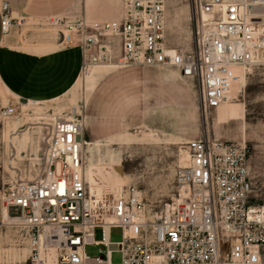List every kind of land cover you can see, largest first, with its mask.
Segmentation results:
<instances>
[{
    "label": "built area",
    "instance_id": "2783aa9c",
    "mask_svg": "<svg viewBox=\"0 0 264 264\" xmlns=\"http://www.w3.org/2000/svg\"><path fill=\"white\" fill-rule=\"evenodd\" d=\"M183 1L193 24L189 51L166 43L167 0H121V14L106 22L12 19L3 5L0 27L3 33L11 26L55 32L64 47L81 49L82 70L86 59L116 68L175 69L196 81L203 112L216 111L237 78L235 67L264 66V0ZM111 38L118 40L116 55ZM13 113L5 108L2 116ZM45 119L37 121L43 132L40 172L14 182L1 198L7 216L26 230L31 264H111L113 252L120 254L118 264H263L264 205L251 202L246 144L188 141L187 163L174 173L176 196L148 212L134 188L91 192L79 107ZM111 228L121 230L119 242L109 241ZM88 244L104 249L90 258Z\"/></svg>",
    "mask_w": 264,
    "mask_h": 264
},
{
    "label": "rangeland",
    "instance_id": "374dc122",
    "mask_svg": "<svg viewBox=\"0 0 264 264\" xmlns=\"http://www.w3.org/2000/svg\"><path fill=\"white\" fill-rule=\"evenodd\" d=\"M79 7L77 18L87 22H106L121 14V0H81ZM165 19L167 45L189 51L193 24L188 4L167 0ZM110 40L116 55L118 40ZM86 61L74 86L43 104L37 114L0 85V264H31L26 230L2 218V194L19 179L31 181L41 170L43 132L33 126L38 118L49 122L71 105L79 107L83 140L90 143L85 166L92 162L102 167V182L106 170L120 167L122 188L139 191L148 212L176 196L174 173L186 163L185 145L202 137L248 146L251 202L264 205V66L243 71L236 100L204 113L196 81L180 77L175 69L116 68L112 62ZM5 108L14 113L3 117ZM120 240L121 230L111 228L109 241ZM101 248L88 244L84 252L94 258ZM262 259L264 264V248ZM110 262L118 264L120 254L113 252Z\"/></svg>",
    "mask_w": 264,
    "mask_h": 264
},
{
    "label": "crops",
    "instance_id": "0c3cea01",
    "mask_svg": "<svg viewBox=\"0 0 264 264\" xmlns=\"http://www.w3.org/2000/svg\"><path fill=\"white\" fill-rule=\"evenodd\" d=\"M81 0H0L12 19L60 16L78 19ZM84 61L79 47L36 27H0V85L14 99L47 103L64 96L78 80ZM90 144V143H88Z\"/></svg>",
    "mask_w": 264,
    "mask_h": 264
},
{
    "label": "bare ground",
    "instance_id": "6f19581e",
    "mask_svg": "<svg viewBox=\"0 0 264 264\" xmlns=\"http://www.w3.org/2000/svg\"><path fill=\"white\" fill-rule=\"evenodd\" d=\"M234 71H235V73L237 75L236 76L237 78L231 84V86H230V88H229V90H228V92L226 94L227 100L224 102V104L236 100L238 98V93L241 90V84H242V80H243V71H244V69H242L240 67H235ZM28 104L31 105L32 112L37 114V113H40L43 110L41 108V106L43 104H45V103H37V102H32L31 103V102H28ZM222 106H220V107H222ZM45 112H48V111L46 110ZM52 116H54V115H52ZM38 124L40 125V123L35 122V125H33V126H35L36 129H40L37 126ZM87 145H90V144L87 143ZM187 160H188V154H187V158H186V163H187ZM186 163H185V165H186ZM102 171H103L102 167H100V166H98V165H96V164H94L92 162H89L85 166L84 174H85V178H86L87 182L89 183V187H90L91 192L93 194H100L102 192H109L111 194L119 193L121 191V189H122V184H121V180H120L121 168L119 167L116 170L111 169L109 171L106 170L107 176L106 175H102V178H103V180L105 182H102L100 177H99V174H102ZM2 218L7 224H11V223L15 224V223H17L16 219L9 218L7 216V211H6L5 207L2 208ZM51 258H53V257H51V256L50 257H45L46 262H50Z\"/></svg>",
    "mask_w": 264,
    "mask_h": 264
},
{
    "label": "snow or ice",
    "instance_id": "6c2138e0",
    "mask_svg": "<svg viewBox=\"0 0 264 264\" xmlns=\"http://www.w3.org/2000/svg\"><path fill=\"white\" fill-rule=\"evenodd\" d=\"M61 195H63V184H61ZM55 201H53V203H54ZM74 242H76V241H74Z\"/></svg>",
    "mask_w": 264,
    "mask_h": 264
}]
</instances>
